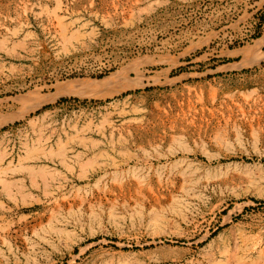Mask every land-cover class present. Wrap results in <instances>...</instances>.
I'll return each instance as SVG.
<instances>
[{
	"label": "rangeland",
	"instance_id": "rangeland-1",
	"mask_svg": "<svg viewBox=\"0 0 264 264\" xmlns=\"http://www.w3.org/2000/svg\"><path fill=\"white\" fill-rule=\"evenodd\" d=\"M0 264H264V0H0Z\"/></svg>",
	"mask_w": 264,
	"mask_h": 264
},
{
	"label": "bare ground",
	"instance_id": "bare-ground-1",
	"mask_svg": "<svg viewBox=\"0 0 264 264\" xmlns=\"http://www.w3.org/2000/svg\"><path fill=\"white\" fill-rule=\"evenodd\" d=\"M102 93V92H101Z\"/></svg>",
	"mask_w": 264,
	"mask_h": 264
}]
</instances>
